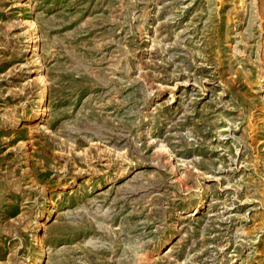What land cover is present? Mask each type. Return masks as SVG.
Returning a JSON list of instances; mask_svg holds the SVG:
<instances>
[{
    "label": "rangeland",
    "instance_id": "374dc122",
    "mask_svg": "<svg viewBox=\"0 0 264 264\" xmlns=\"http://www.w3.org/2000/svg\"><path fill=\"white\" fill-rule=\"evenodd\" d=\"M0 264H264V0H0Z\"/></svg>",
    "mask_w": 264,
    "mask_h": 264
},
{
    "label": "bare ground",
    "instance_id": "6f19581e",
    "mask_svg": "<svg viewBox=\"0 0 264 264\" xmlns=\"http://www.w3.org/2000/svg\"><path fill=\"white\" fill-rule=\"evenodd\" d=\"M36 42H37V41H36ZM33 45H34V44H33ZM35 45H36V44H35ZM35 45H34V46H35ZM43 106H44V105H43ZM43 108H44V107H43ZM40 113H41V112H40Z\"/></svg>",
    "mask_w": 264,
    "mask_h": 264
}]
</instances>
